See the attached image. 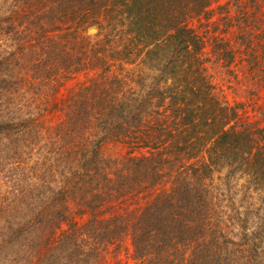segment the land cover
Wrapping results in <instances>:
<instances>
[{"label": "trees", "instance_id": "obj_1", "mask_svg": "<svg viewBox=\"0 0 264 264\" xmlns=\"http://www.w3.org/2000/svg\"><path fill=\"white\" fill-rule=\"evenodd\" d=\"M0 264H264V0H0Z\"/></svg>", "mask_w": 264, "mask_h": 264}, {"label": "rangeland", "instance_id": "obj_2", "mask_svg": "<svg viewBox=\"0 0 264 264\" xmlns=\"http://www.w3.org/2000/svg\"><path fill=\"white\" fill-rule=\"evenodd\" d=\"M92 29H94L95 32H91ZM88 34L91 35V36L96 35V34H97V29H96V28H91V29L88 31ZM73 84H74V82H69V83H67L66 86H67V87H70V86H72ZM226 92H227L228 96H231V95L229 94V90H226ZM231 97H232V96H231Z\"/></svg>", "mask_w": 264, "mask_h": 264}, {"label": "water", "instance_id": "obj_3", "mask_svg": "<svg viewBox=\"0 0 264 264\" xmlns=\"http://www.w3.org/2000/svg\"><path fill=\"white\" fill-rule=\"evenodd\" d=\"M91 32H95V30H94V29H92V30H91Z\"/></svg>", "mask_w": 264, "mask_h": 264}]
</instances>
